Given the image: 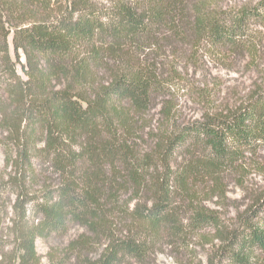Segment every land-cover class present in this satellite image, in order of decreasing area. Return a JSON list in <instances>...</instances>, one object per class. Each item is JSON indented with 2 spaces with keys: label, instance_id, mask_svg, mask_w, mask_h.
Masks as SVG:
<instances>
[{
  "label": "trees",
  "instance_id": "16d2710c",
  "mask_svg": "<svg viewBox=\"0 0 264 264\" xmlns=\"http://www.w3.org/2000/svg\"><path fill=\"white\" fill-rule=\"evenodd\" d=\"M217 2L0 0V129L15 168L14 264H41L37 240L72 225L83 229L68 245L81 264L144 262L159 240L186 232L177 201L192 184L264 148V85L233 110L176 125L145 150L138 144V115L164 89L145 58L163 29L177 37L186 28L253 55L264 45V0ZM186 226L219 229L216 264H264V222L253 212L227 229L196 207Z\"/></svg>",
  "mask_w": 264,
  "mask_h": 264
},
{
  "label": "rangeland",
  "instance_id": "374dc122",
  "mask_svg": "<svg viewBox=\"0 0 264 264\" xmlns=\"http://www.w3.org/2000/svg\"><path fill=\"white\" fill-rule=\"evenodd\" d=\"M251 1L256 0H218L217 3L229 8ZM145 58L155 64L164 89L152 107L138 115V144L144 150L154 145L157 134L202 119L207 113L233 110L264 85V45L253 55L214 46L204 36L186 28L177 37L170 29H163L157 41L145 48ZM6 138V132L0 129V264H14L16 194L9 181L15 175V168L5 150ZM35 183H30L28 188L34 190L40 186ZM177 206L186 232L181 237L159 240L144 262L126 264H210L211 260L216 264L221 244L219 229L207 226L190 231L186 225L196 207L216 214L227 229L235 228L243 215L252 212L264 222V148L256 153L247 152L245 159L222 174L201 177L189 187L186 196L179 197ZM82 232L80 226L72 225L66 234L37 240L40 263L81 264L68 245Z\"/></svg>",
  "mask_w": 264,
  "mask_h": 264
}]
</instances>
